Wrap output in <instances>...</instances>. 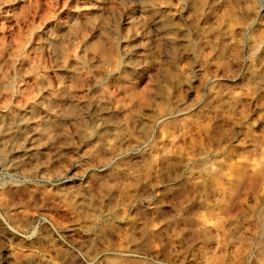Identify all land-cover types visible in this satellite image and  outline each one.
Wrapping results in <instances>:
<instances>
[{"label": "rangeland", "instance_id": "rangeland-1", "mask_svg": "<svg viewBox=\"0 0 264 264\" xmlns=\"http://www.w3.org/2000/svg\"><path fill=\"white\" fill-rule=\"evenodd\" d=\"M0 264H264V0H0Z\"/></svg>", "mask_w": 264, "mask_h": 264}, {"label": "bare ground", "instance_id": "bare-ground-1", "mask_svg": "<svg viewBox=\"0 0 264 264\" xmlns=\"http://www.w3.org/2000/svg\"><path fill=\"white\" fill-rule=\"evenodd\" d=\"M208 130V129H207ZM216 135V134H215ZM131 174V173H130ZM122 185V184H121ZM109 204V203H108ZM94 212H96V211H94ZM93 215L95 216H97L98 214L97 213H93ZM216 258V257H215Z\"/></svg>", "mask_w": 264, "mask_h": 264}]
</instances>
